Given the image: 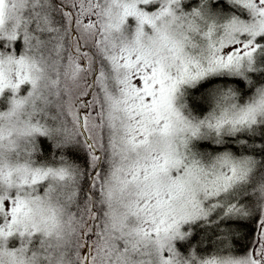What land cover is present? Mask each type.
I'll return each instance as SVG.
<instances>
[{
	"label": "snow or ice",
	"instance_id": "1",
	"mask_svg": "<svg viewBox=\"0 0 264 264\" xmlns=\"http://www.w3.org/2000/svg\"><path fill=\"white\" fill-rule=\"evenodd\" d=\"M0 264H264V0H0Z\"/></svg>",
	"mask_w": 264,
	"mask_h": 264
}]
</instances>
